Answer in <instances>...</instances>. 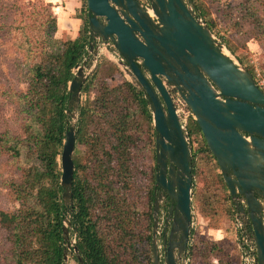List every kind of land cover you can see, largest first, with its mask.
Returning <instances> with one entry per match:
<instances>
[{"label":"trees","instance_id":"obj_1","mask_svg":"<svg viewBox=\"0 0 264 264\" xmlns=\"http://www.w3.org/2000/svg\"><path fill=\"white\" fill-rule=\"evenodd\" d=\"M35 1L40 2L41 9L28 12L29 23L14 24L22 35L17 45L26 68L25 88L16 93L25 114L24 121L17 132L0 131V153L10 154L19 170L16 176L3 179L10 200L17 204L13 210L0 209V228L9 243L8 264H63V223L68 213L70 237L76 236L84 264H153V209L159 190L156 150L148 169L139 162L141 154L146 157L145 151L154 143L150 136L156 134L148 98L129 80L110 87L108 81L119 74L118 66L106 59L98 60L82 87V96L86 95V99H81L77 122L73 204L67 208L60 182L61 153L68 127L69 83L74 77V68L87 55L91 41L88 15L76 38L62 39L56 36L58 18L52 2ZM193 1L194 9L213 32L214 21L207 20L209 9ZM247 2L230 7L229 15L237 13L239 20L253 19L251 22L258 25V11L251 9ZM5 5V1L0 2L2 13ZM11 6L16 8V4ZM0 26L6 28L1 18ZM249 71L255 78L254 71ZM191 124L201 132L191 118L189 136L193 134ZM203 140L205 146L198 150L205 156L201 160L212 161L217 170L213 179L228 189L204 136ZM79 145L86 149L83 155L78 154ZM192 154L195 203L204 211L210 199L197 196L206 189L198 187L197 152L193 150ZM136 172L147 180L145 188L139 185ZM228 198L233 202L230 192ZM165 211L167 214L168 205ZM232 211H229L231 216L235 213L236 218L238 211L234 205ZM191 236L195 241L191 243L190 237L189 264L213 253L218 257V264H239V259L238 263L233 256L229 259L221 241L208 240L193 229ZM234 248L237 249L236 243Z\"/></svg>","mask_w":264,"mask_h":264},{"label":"water","instance_id":"obj_2","mask_svg":"<svg viewBox=\"0 0 264 264\" xmlns=\"http://www.w3.org/2000/svg\"><path fill=\"white\" fill-rule=\"evenodd\" d=\"M86 2L91 41L69 83L68 127L61 153L65 206L73 204V156L82 87L100 56L99 42L112 43L122 57L116 60L118 66L148 98L156 130L159 190L153 209V264H188L193 154L175 96L186 104L200 127L255 242L258 264H264V90L252 73L226 52L194 9L193 0H149V8L141 0ZM166 197L172 203L161 233V204ZM70 217L68 213L63 223V264H67L72 249L84 264L70 238ZM169 220L172 224L167 236ZM180 229L184 233L181 248L175 238ZM159 234L163 237L162 258Z\"/></svg>","mask_w":264,"mask_h":264},{"label":"rangeland","instance_id":"obj_3","mask_svg":"<svg viewBox=\"0 0 264 264\" xmlns=\"http://www.w3.org/2000/svg\"><path fill=\"white\" fill-rule=\"evenodd\" d=\"M1 1L6 2V5L2 10L4 13L0 11V18L3 20L6 28L4 29V27L0 26V131L3 132L9 130L11 132H17L24 121L25 114L21 105L18 103L16 93L25 88L23 81L26 68L20 60V49L19 45H17L18 42H20L22 35L20 34L21 32L14 28V24L25 25L29 23L28 12L35 13L37 9H41V4L39 1L35 0H0V2ZM46 1L52 2L54 5L53 10L58 18V31L56 36L62 39L76 38L79 34V30L86 24L88 15V12L86 11V0ZM197 1L209 9L207 20L214 21L215 26L213 34L216 39L226 47V52L231 55L237 63L248 70H253L255 80L264 88V0ZM244 1H248V6L251 9L253 8V10L256 9L258 11V25L251 22L253 19L239 20L237 13H233V16L229 15L230 7L238 5ZM30 2H35V4L32 5ZM15 4L16 8H13L11 5ZM24 12L26 13L23 14ZM74 17H78L82 20L81 26L69 25V22H71L70 19ZM9 24H12V30L9 28ZM228 43L232 46L234 51L230 49ZM113 51V44H108L102 49V51L100 50L98 60L100 59L104 61V59H106L118 66L113 57ZM98 60L94 62L95 67ZM95 67L92 68L91 73ZM118 69L119 71L117 72L119 74L116 75V78L108 81L110 87L121 83L124 80H130L119 66ZM172 93L176 95L175 92ZM89 95L91 97L94 96L93 94ZM81 99L85 100L86 95L82 96L81 93ZM191 128L193 134L190 136V145L192 151L195 150L197 152L198 169L200 171L198 175L196 174V179L197 183L199 182V189H202V187L206 189L204 193H200V195L197 194V196H205L210 199V205L203 211L196 207V194L192 193V229L198 231L201 236L208 240L221 241L229 259L233 256L232 258H235V263H238L239 253L238 250L234 248L237 233L234 220L235 213L232 214V216L230 214V212H233L232 208L234 203L228 198L229 189L223 187L221 182H217V180L213 179L217 170L214 169L212 161L207 159L201 160V157L203 158L205 156L203 152L199 153L200 151L198 150L205 144V142L201 132L195 129L193 124H191ZM142 139L144 138L142 137ZM150 139H153L154 143H151V147L145 151L147 156L145 157L144 153H142V158L139 160L141 164L140 166L143 168L145 167V169H148L149 164H151L150 157H152L154 150H156V134L150 136ZM77 151L78 154L83 155L86 149L84 146L79 145ZM18 171L17 161L8 153H0V209L13 210V208L17 206L14 201L10 200L3 179L13 177L14 175L16 176ZM136 177L139 179V185L142 188H145L147 186V180L145 177L139 172H136ZM166 206L167 204L164 202L161 204V233L165 223ZM70 238L74 242L77 240L75 235ZM158 239L159 251L162 258L164 253L162 234H159ZM194 241V236H191V243H194ZM8 248L9 243L6 239L5 231L0 228V264H8L10 262ZM145 249L148 250L147 245H145ZM221 256L227 259L226 254L222 253ZM189 261L190 260H188V264ZM67 264H80L73 249L69 253ZM193 264H218V257L213 253L205 258H196L193 261Z\"/></svg>","mask_w":264,"mask_h":264},{"label":"built area","instance_id":"obj_4","mask_svg":"<svg viewBox=\"0 0 264 264\" xmlns=\"http://www.w3.org/2000/svg\"><path fill=\"white\" fill-rule=\"evenodd\" d=\"M141 1L144 3L146 7L148 8L150 7L149 0H141ZM105 47L106 45H103L102 48ZM113 57L115 61L119 58H122L119 52L115 48L113 51ZM257 84L262 88V86L259 83ZM175 102H176L177 110L180 114L181 121L186 124V131L188 132V123L189 120L192 118L191 111L186 106V104L177 96H175ZM188 137L190 140L189 133H188ZM235 226L237 229L235 241L239 253V264H258L255 242L251 237V235L248 233V231L245 229L242 220L238 217L235 219Z\"/></svg>","mask_w":264,"mask_h":264},{"label":"flooded vegetation","instance_id":"obj_5","mask_svg":"<svg viewBox=\"0 0 264 264\" xmlns=\"http://www.w3.org/2000/svg\"><path fill=\"white\" fill-rule=\"evenodd\" d=\"M100 43V47L102 48L103 47V41H100L99 42ZM107 46V45H106ZM172 92H175V89H172ZM164 203H166L167 205H168V207L170 206V204L172 203V201L168 198V197H166L165 198V200H164ZM234 203V202H233ZM168 215V214H167ZM237 217L238 218H240L241 220H242V222H243V219H242V216H241V214L238 212L237 213ZM236 217V218H237ZM235 218V219H236ZM171 224H172V222H171V220H169L168 221V227H167V229H166V235L168 236L169 235V233H170V229H171ZM243 224H244V227H245V229L248 231V233L250 234V231H249V228L245 225V223L243 222ZM191 233H192V229H191ZM251 235V234H250ZM190 237H191V234H190V236H189V243H190ZM252 237V236H251ZM176 238V242H177V246L179 247V248H181V246H182V244H184V233H183V230L182 229H180L178 232H177V237H175ZM188 246H189V244H188Z\"/></svg>","mask_w":264,"mask_h":264},{"label":"crops","instance_id":"obj_6","mask_svg":"<svg viewBox=\"0 0 264 264\" xmlns=\"http://www.w3.org/2000/svg\"><path fill=\"white\" fill-rule=\"evenodd\" d=\"M71 20V22H69V25L70 26H76V25H79V26H81V24H82V20L81 19H79L78 17H74V18H71L70 19ZM102 49L103 48H101V51H102ZM236 243V242H235Z\"/></svg>","mask_w":264,"mask_h":264}]
</instances>
